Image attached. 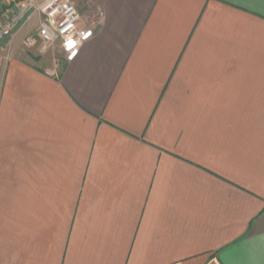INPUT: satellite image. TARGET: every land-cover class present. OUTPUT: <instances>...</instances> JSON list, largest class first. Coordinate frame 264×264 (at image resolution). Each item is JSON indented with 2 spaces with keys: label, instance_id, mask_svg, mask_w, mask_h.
Segmentation results:
<instances>
[{
  "label": "crops",
  "instance_id": "crops-1",
  "mask_svg": "<svg viewBox=\"0 0 264 264\" xmlns=\"http://www.w3.org/2000/svg\"><path fill=\"white\" fill-rule=\"evenodd\" d=\"M75 1L0 45V264H264V0Z\"/></svg>",
  "mask_w": 264,
  "mask_h": 264
},
{
  "label": "built area",
  "instance_id": "built-area-1",
  "mask_svg": "<svg viewBox=\"0 0 264 264\" xmlns=\"http://www.w3.org/2000/svg\"><path fill=\"white\" fill-rule=\"evenodd\" d=\"M7 1L0 0V13ZM16 6L0 26V45L11 41L28 23L38 18L35 33L25 39L28 49L47 57L52 50L59 52L65 62L72 61L93 32L83 22L75 0H12ZM39 43V44H37Z\"/></svg>",
  "mask_w": 264,
  "mask_h": 264
},
{
  "label": "rangeland",
  "instance_id": "rangeland-1",
  "mask_svg": "<svg viewBox=\"0 0 264 264\" xmlns=\"http://www.w3.org/2000/svg\"><path fill=\"white\" fill-rule=\"evenodd\" d=\"M80 7V5H79ZM81 8V7H80ZM81 10V9H80ZM82 11V10H81ZM82 13V12H81ZM2 15V14H1ZM0 15V26L5 22L8 15L1 16ZM83 20L89 24H93L97 21L96 14L91 12L88 13V15H84L82 13ZM36 19L34 20V22ZM33 22V21H32ZM43 60V66L47 69H56L55 74H57V71L61 68V65L65 63L64 57L57 51L52 50L47 57L42 58Z\"/></svg>",
  "mask_w": 264,
  "mask_h": 264
}]
</instances>
